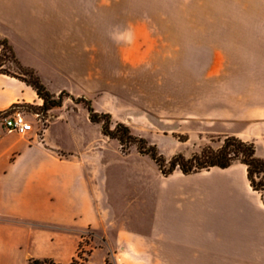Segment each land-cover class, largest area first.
<instances>
[{
  "label": "crops",
  "instance_id": "obj_1",
  "mask_svg": "<svg viewBox=\"0 0 264 264\" xmlns=\"http://www.w3.org/2000/svg\"><path fill=\"white\" fill-rule=\"evenodd\" d=\"M89 12H79L77 0H0V41H8L17 62L33 70L49 93L69 95L45 114L48 124L40 133L33 110L44 100L19 72L0 71V115L22 112L33 124L21 136L0 121V264L31 259L71 264L85 228L101 230L107 252L121 250L122 258L129 253L125 264H139L134 257L145 239L157 244L149 252L160 264L175 262L173 257L178 263L264 264V201L240 162L162 174L169 182L156 196L160 203L148 236L121 230L117 214L125 182L120 176L109 180L107 152L85 132L94 125L89 113L85 121L69 108V101L83 105L72 97L94 108L92 94L108 93L112 76H126L78 72L79 23L88 22ZM229 105V111L214 113V122L240 127L230 136L254 143L264 159V102L246 97ZM58 122L62 128L55 129Z\"/></svg>",
  "mask_w": 264,
  "mask_h": 264
},
{
  "label": "rangeland",
  "instance_id": "obj_2",
  "mask_svg": "<svg viewBox=\"0 0 264 264\" xmlns=\"http://www.w3.org/2000/svg\"><path fill=\"white\" fill-rule=\"evenodd\" d=\"M77 1L79 12H91L88 22L79 23L78 72H126L111 77L108 93L92 94L94 108L111 113L112 128L123 122L132 134L156 144L167 160L218 149L240 129L214 122V113L229 111L231 102L246 97L264 102V0ZM2 69L19 72L8 53ZM69 102L88 121L85 106ZM85 132L107 152L109 180L120 176L125 182L117 214L121 230L148 236L160 203L156 196L168 179L136 146L122 149L103 136L99 124H88ZM175 176L183 178L179 171ZM81 237L74 264H125L131 258L129 253L122 258L121 250L107 252L101 230L85 228ZM156 245L143 240L134 260L160 264L149 252ZM173 260L168 264H199Z\"/></svg>",
  "mask_w": 264,
  "mask_h": 264
},
{
  "label": "trees",
  "instance_id": "obj_3",
  "mask_svg": "<svg viewBox=\"0 0 264 264\" xmlns=\"http://www.w3.org/2000/svg\"><path fill=\"white\" fill-rule=\"evenodd\" d=\"M0 47L2 48L0 71H3L2 64L5 62V58L7 59V53L10 54L11 63L17 67L19 73L23 76L22 78L33 86L39 97L44 100L42 107L33 110L35 113L45 115L50 109L62 106L64 97L69 96L67 93L63 92L58 97L49 93L33 70L24 68L17 62L12 47L7 40L0 41ZM72 100L85 106L90 121L101 126L103 135L116 140L122 149L128 150L130 146H136L138 152L148 156L164 176L172 174L177 169L184 174H191L212 167L227 168L235 162H240L247 168V177L251 188L258 192L264 201V159L256 155L254 143L230 136L226 137L221 147L216 150L208 148L201 153L193 154L189 158L182 154H176L167 160L163 154L159 153L156 145L149 144L145 139L132 134L131 129L126 124L116 123L112 128L111 115L96 112L91 101L83 97H72ZM78 255L79 253H77ZM75 261L76 258L73 259L71 264H74ZM27 264L57 263L51 260L31 259Z\"/></svg>",
  "mask_w": 264,
  "mask_h": 264
},
{
  "label": "built area",
  "instance_id": "obj_4",
  "mask_svg": "<svg viewBox=\"0 0 264 264\" xmlns=\"http://www.w3.org/2000/svg\"><path fill=\"white\" fill-rule=\"evenodd\" d=\"M34 115L36 122L39 124V126H43L42 129L43 132V130L46 127V123H48V118L46 117V115L38 114L35 112ZM0 121L4 124L8 132H15L21 136H24L28 132L33 130V124L26 119L25 114H23L22 112H15L14 114L11 115H7V114L0 115Z\"/></svg>",
  "mask_w": 264,
  "mask_h": 264
}]
</instances>
